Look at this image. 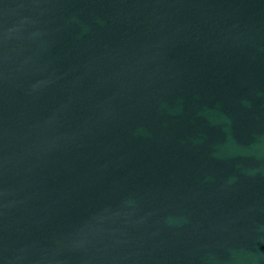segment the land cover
Masks as SVG:
<instances>
[{
    "label": "water",
    "instance_id": "water-1",
    "mask_svg": "<svg viewBox=\"0 0 264 264\" xmlns=\"http://www.w3.org/2000/svg\"><path fill=\"white\" fill-rule=\"evenodd\" d=\"M0 264H264V0H0Z\"/></svg>",
    "mask_w": 264,
    "mask_h": 264
}]
</instances>
